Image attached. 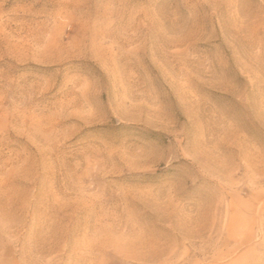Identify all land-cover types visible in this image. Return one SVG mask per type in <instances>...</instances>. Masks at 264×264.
Instances as JSON below:
<instances>
[{"label": "rangeland", "instance_id": "374dc122", "mask_svg": "<svg viewBox=\"0 0 264 264\" xmlns=\"http://www.w3.org/2000/svg\"><path fill=\"white\" fill-rule=\"evenodd\" d=\"M0 264H264V0H0Z\"/></svg>", "mask_w": 264, "mask_h": 264}]
</instances>
